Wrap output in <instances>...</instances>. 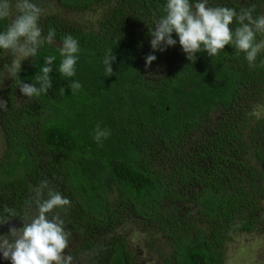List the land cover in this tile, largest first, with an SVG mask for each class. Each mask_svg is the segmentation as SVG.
<instances>
[{"label": "trees", "instance_id": "trees-1", "mask_svg": "<svg viewBox=\"0 0 264 264\" xmlns=\"http://www.w3.org/2000/svg\"><path fill=\"white\" fill-rule=\"evenodd\" d=\"M166 2L57 0L65 11L104 7L92 29L71 25L60 14L40 18L45 35L55 30L54 42L29 57L19 77H9L7 109L0 108L6 144L0 220L9 215L5 209L17 214L0 224V235L23 225L43 180L70 200L64 227L79 233L81 250L102 242L91 264H136L126 238L117 234L127 220L148 227L153 239H165L171 253L163 264H225L226 243L262 223L264 115L258 108H264V51L255 67L231 45L189 61L175 33L176 45L153 51L149 33L165 15ZM208 6L237 13L255 6V17L264 0H208ZM8 23L10 17L0 20V32ZM237 26L234 20L230 27ZM68 34L80 47L71 78L58 70V49ZM109 50L116 59L107 76ZM5 54L0 49V76ZM148 54L157 59L146 68ZM48 55L56 56L52 86L39 97L23 96L15 80L35 82ZM73 81L82 85L75 92ZM98 124L111 133L101 143L93 138Z\"/></svg>", "mask_w": 264, "mask_h": 264}, {"label": "clouds", "instance_id": "clouds-1", "mask_svg": "<svg viewBox=\"0 0 264 264\" xmlns=\"http://www.w3.org/2000/svg\"><path fill=\"white\" fill-rule=\"evenodd\" d=\"M11 0H0V20L11 22L0 32V49L13 56L10 65L5 68L10 78L19 77L22 61L35 57L38 50L45 44L51 45L56 37L54 29L47 34L39 24L42 9L34 0H16V14L12 16ZM255 6L242 8L239 13L233 8L217 6L209 7L208 0H167L162 16L149 33L153 51H165L167 47L176 45L172 38L175 33L179 44L189 61H195L196 53L207 52L212 57L231 45L237 55L244 53L249 67H255L257 56L264 51V39L257 40V34H264V15H253ZM234 20L238 23L235 29L230 26ZM61 57L59 72L64 77L75 76V66L79 59V42L72 35L63 37L58 49ZM116 57L112 50L105 56V73L112 75V63ZM145 67H149L157 59L155 55L146 56ZM56 60L55 55L45 57L44 66L36 74L35 82L25 83L15 80L23 96L27 98L39 97L46 94L52 86L50 73L51 65ZM264 64V62H262ZM4 79L0 77V82ZM37 84L39 87H37ZM82 87L79 81L70 83L69 88L75 92ZM62 93L64 89H61ZM0 108L6 110L7 102L0 99ZM94 140L101 143L110 136V130L101 128L98 124L94 129ZM48 190V198L41 199L44 190ZM36 191L37 214L29 222H23V227H10L7 235H0V253L11 264H72L73 257L65 255L68 248L69 233L65 231L64 221L59 214L49 219V214L57 208L70 206V200L49 187L47 180L41 181ZM9 213L0 224L8 223L11 217H17L14 210L5 209Z\"/></svg>", "mask_w": 264, "mask_h": 264}, {"label": "rangeland", "instance_id": "rangeland-1", "mask_svg": "<svg viewBox=\"0 0 264 264\" xmlns=\"http://www.w3.org/2000/svg\"><path fill=\"white\" fill-rule=\"evenodd\" d=\"M34 2L42 9L41 17L46 15L60 14L68 23L75 26H80L87 29L96 28L98 22L104 16L105 8L96 7L84 12L65 11L58 7L57 0H34ZM15 3H12V16L16 14ZM260 15H264V8L261 9ZM10 16V22H11ZM262 39H264V34ZM12 54H5V64L10 65L12 62ZM29 58L22 61L26 63ZM4 79L0 82V99H3L4 89L8 82L7 71L0 76ZM263 109V110H261ZM258 115H264V108H258ZM216 119L219 115H215ZM6 148L4 136L0 127V158L3 156ZM48 192V191H47ZM262 223L257 225L251 233H238L232 241L226 243L225 249V264H264V202H263ZM64 208H57L49 214V219L53 215L59 214L63 220ZM37 214L36 201L27 206L25 222ZM23 225H16V228H21ZM69 235L68 248L65 250V255L73 257L72 264H91L92 258L97 255V248L100 240H95L92 249L81 250V245L78 243L79 233L73 234L69 227H64ZM148 227L127 220L118 230L117 234L126 238L134 253L136 264H163L165 255L171 253V247L165 244V239L160 238V234L156 235L157 239H153ZM102 238V236L100 237ZM160 238V240H159ZM105 239V238H104ZM104 239L102 241L104 242ZM106 240V239H105ZM107 241V240H106ZM93 250V251H91ZM3 258V257H2ZM5 264H11L10 260H5Z\"/></svg>", "mask_w": 264, "mask_h": 264}]
</instances>
